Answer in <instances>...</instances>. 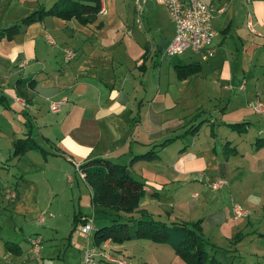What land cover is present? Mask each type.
<instances>
[{
    "label": "crops",
    "instance_id": "0c3cea01",
    "mask_svg": "<svg viewBox=\"0 0 264 264\" xmlns=\"http://www.w3.org/2000/svg\"><path fill=\"white\" fill-rule=\"evenodd\" d=\"M55 1L0 0V101H7L12 111L15 129L8 139L19 176L34 179L39 174L35 166L42 165L50 166L57 180L64 177L65 182H74L66 176L75 171V165L106 159L127 166L140 178L145 191L142 198H159L149 184L174 183L179 207L183 197L191 199L194 207L209 208L202 223L210 235L215 227L218 239L227 240L228 235L230 241L243 225H252L249 217L234 219L231 209L236 204L234 192L244 193L237 187H249L252 182L264 186V116L248 106L255 98L264 101V0H202L224 7L213 21L217 27L211 42L214 54L201 60L186 50L181 54L189 52L194 60H175L171 66L164 61L163 50H158L161 42L171 39L155 23L159 7L168 13L155 0L139 6L142 28L133 24L127 29L134 21L133 0H100L103 13L85 24L54 15L23 20L40 9L47 10ZM153 24L150 39L147 28ZM11 27L14 32L8 37L4 30ZM126 31L134 40L122 39ZM50 34L59 45L50 46ZM64 47L76 52L69 62L64 61ZM196 64L198 69L185 76L175 67ZM205 70L209 83L201 84L198 81L205 77ZM62 97L67 101L61 109L50 111V101ZM17 141L35 147L16 154ZM148 152L149 160L132 161ZM240 162L243 173L238 176ZM77 172L86 184L83 174ZM219 178L228 186L212 189L208 182ZM26 181V189L19 191L17 183L13 187L15 198L5 196L4 189L11 188L7 183L0 186V211L16 216L4 220L11 225V233L4 232L0 224V264H82L85 248L95 247L93 233L88 239L75 229L81 218L96 215L89 186L86 184L90 206L79 202L77 211L62 214L55 209V216H50L41 213L38 194H30L32 182ZM184 183L187 189L181 191ZM19 215L26 217L23 225L28 229L21 236L16 231ZM46 225L48 230L40 234ZM29 233L40 234L47 241L40 258L31 257ZM132 243L108 241L105 251L111 258L123 253L134 263ZM141 256L144 264H155ZM107 263L113 264L98 257L95 264Z\"/></svg>",
    "mask_w": 264,
    "mask_h": 264
},
{
    "label": "rangeland",
    "instance_id": "374dc122",
    "mask_svg": "<svg viewBox=\"0 0 264 264\" xmlns=\"http://www.w3.org/2000/svg\"><path fill=\"white\" fill-rule=\"evenodd\" d=\"M127 3L129 4V1H127ZM221 15L218 14L217 16L214 17V19H212V27L215 30H217V27L216 26L214 27L213 21L217 20L215 18ZM157 21H158L157 25H159V27H161L162 29H165L163 32L166 34L168 39H171L174 35L172 31L173 23L171 19L168 17V15L165 13L164 9L160 7H159L158 18L156 19L155 23ZM75 24L77 26H80L78 25V23ZM133 24H135L134 21L133 23L131 22L130 24H127L128 25L127 29H130L131 27L130 25ZM127 31L123 32L122 39L134 40V38L129 37L130 34H127L128 33ZM154 32H155V27L153 24L150 26V28H147V33L150 39L152 37L151 35ZM49 36L53 39V42L50 43L51 44L50 46H54L55 43L59 45V41L55 40V36L53 34H50ZM68 45H70L71 47L72 46L75 47L73 44H68ZM164 56L166 58L164 60L165 62L167 60L170 61L168 63L169 66H171L172 62L175 60H182L185 63H187L190 60H194L195 58L189 52L174 56H168V55H164ZM202 67L205 68V65L203 63H202ZM204 74L205 77L202 79L199 78L198 81L201 84L209 83V76L206 70L204 71ZM1 94L2 92L0 89V95ZM7 106H8L7 101H0V186L2 184L7 183L8 186L11 187L8 189L14 190L13 187H15V184L17 183L18 185L17 189L20 191V189L22 188L26 189L25 182H27L26 181L27 179H30V182H32L31 183L32 187L28 186V188L31 189L30 194L37 192L39 205L43 209L41 212L42 214L44 212H47V213H52L55 216V214L57 213L55 209L57 210L61 209L60 213L68 214L73 210L77 211L79 202L81 205L87 204V206H90L87 186L84 182L80 180V177L76 170L73 171V173L72 171L69 172L70 174L66 176L67 180H71L73 177V180H75L74 182H65L64 177H62V180L60 179V181L59 179L57 180L58 178L57 175L54 174L51 170H49L50 166H48L46 169V167L42 165L35 166L34 170L37 171L39 174L34 179H31L29 177L27 179H24L21 178V176H19L18 170L15 166L16 160L10 155L11 140L8 139V137L11 134V131L15 128L12 117V111L9 110ZM13 109L16 112H18L16 108ZM14 137L17 138L20 136L14 135ZM50 159L51 157L49 158V160ZM239 164L241 165V167H240V171L236 173L238 174V176L241 173H243L241 171L242 163L240 162ZM54 167L56 170L57 169L62 170L61 167H59L58 165H54ZM143 173L146 172L144 171ZM77 180H78V187H80V190H78L77 187V182H76ZM223 180L225 179L223 178ZM225 182L226 183L223 186H228V182L226 180ZM160 183L162 184H159L160 185L159 187H155L152 184H149L148 186L150 189L159 192L160 195L159 198H155L153 200V198L150 195H148L140 200V208H144V210H146L149 214H151L155 219L164 221L166 223H170V221H181V220H183L181 222H192L200 219L203 220L204 216H206L210 212L209 208L207 209L204 206H200L199 208L197 206L196 207L192 206L189 201L191 199L183 198V197L181 198L184 200V202H181L180 205L182 206L179 207V203L177 201H179L180 198H178L175 194L178 188L175 187L174 183L172 184L171 182H160ZM252 183L253 184L250 185L249 187H245V186H242L245 188L237 187L240 190L244 191L243 194L234 192V196H235L234 199L236 204H238L248 212V214L245 215V218L246 217L251 218L250 222L252 225L249 224L246 226L243 225L240 229L241 230L240 234L237 235L234 239H231L229 241L228 235H226L227 240H224L223 238L218 239L219 234L217 235L218 231L216 232V230H214L215 227L214 229H212L211 235L207 234L206 225L202 223L203 235L205 238L210 240L209 244L206 246V250L211 254L215 253L216 257L222 260L225 264H264V209L262 208L264 201V186L257 184V182H252ZM186 189H187V183H184L183 186L180 187V190L185 191ZM182 194L184 195V197L189 196L187 192H182ZM152 200L153 202L151 203ZM2 204H4V206H7V201L2 199ZM26 205L35 207L37 204L27 203ZM92 217H93L92 219L93 227L95 230L100 226V223L103 220H105L107 224H110L112 222V219L115 218L116 216L97 212L96 215H93ZM15 218H16L15 215L12 216L8 213L2 214V212L0 211V224L3 226L4 232H9V233L12 232V228L10 227L11 225L8 226L4 220L6 219L15 220ZM25 221H26V217L19 215L18 227L16 229L18 236L23 235V233L28 234L27 233L28 229L23 225ZM8 230H11V232ZM47 230L48 228L46 225L45 227H41L39 233L40 234L44 233ZM29 234L30 236L31 235L35 236L32 233ZM40 234L37 236L41 239L42 242L41 247H42L47 243V241L43 239V237ZM126 242L127 243L133 242L132 244H134L133 247L135 254L131 259L135 264H144L143 263L144 258L141 255H144L145 257L152 259V262H155V264H190L189 262H186L187 260H185L183 257H180L177 254V252L174 251L167 244L160 242H153L148 239L128 240ZM40 253H42L41 250ZM118 255L127 259L123 253H118Z\"/></svg>",
    "mask_w": 264,
    "mask_h": 264
},
{
    "label": "trees",
    "instance_id": "16d2710c",
    "mask_svg": "<svg viewBox=\"0 0 264 264\" xmlns=\"http://www.w3.org/2000/svg\"><path fill=\"white\" fill-rule=\"evenodd\" d=\"M100 10V0H57L47 10L40 9L23 20L31 22L40 20L46 15H54L62 19L75 18L85 24L93 20L98 13L100 14ZM4 31L10 37L14 27ZM2 34L3 32L0 33V37ZM175 67L180 76H185L196 71L199 64ZM262 143L264 144V138ZM34 147L33 144L25 146L22 141H17L14 143V153L21 154L27 148ZM150 158L148 152L134 156L132 161ZM79 169L91 189V205L95 213L116 216L110 224L104 223L103 220L94 230L95 246L100 247L106 241L122 244L128 240L148 239L169 245L190 264H225L216 257L215 253L211 254L206 250L210 240L203 235L202 219L166 223L141 209L140 200L145 195L144 183L136 179L127 166L97 158L80 164ZM77 217L76 214L74 225L78 221ZM239 234L240 232L237 233Z\"/></svg>",
    "mask_w": 264,
    "mask_h": 264
},
{
    "label": "built area",
    "instance_id": "2783aa9c",
    "mask_svg": "<svg viewBox=\"0 0 264 264\" xmlns=\"http://www.w3.org/2000/svg\"><path fill=\"white\" fill-rule=\"evenodd\" d=\"M158 4L165 7L169 17L174 23V35L163 49L164 54L174 56L183 53L186 50L199 55L201 60H207L213 56L215 49L211 46L212 39L216 35V31L212 27V19L215 15L224 12V7L216 8L211 4H207L202 0H155ZM135 8L134 23L138 28H142L143 20L139 6L146 2V0H133ZM103 13V10H100ZM51 41L50 38H47ZM64 61L69 62L76 57V52L73 49L64 47L62 49ZM66 98L62 97L57 100L50 101L49 108L52 112H58L61 106L66 103ZM248 106L254 112L264 115V101L259 98L249 102ZM75 170L80 172L79 166L75 165ZM70 179V177H69ZM225 180L218 179L216 181H209L208 185L212 189H219L225 184ZM4 194L7 198H15L16 191L4 189ZM232 217L240 219L245 217L248 212L238 204H234L231 209ZM51 216L52 214L49 213ZM38 222H43L41 215ZM79 234L85 238H90L94 232L92 218H82L76 224L75 228ZM30 243V254L32 258L41 257V239L38 236L28 237ZM107 242L103 243L100 247L95 246L93 249L85 248L82 264H95L98 257H104L113 264H134L122 256L111 258L105 251Z\"/></svg>",
    "mask_w": 264,
    "mask_h": 264
},
{
    "label": "water",
    "instance_id": "95a60500",
    "mask_svg": "<svg viewBox=\"0 0 264 264\" xmlns=\"http://www.w3.org/2000/svg\"><path fill=\"white\" fill-rule=\"evenodd\" d=\"M168 43H169V40H165V41L161 42L158 50L162 51L163 49H165Z\"/></svg>",
    "mask_w": 264,
    "mask_h": 264
}]
</instances>
